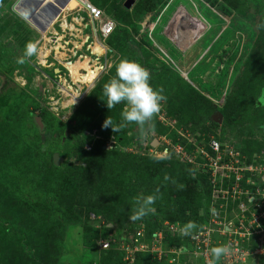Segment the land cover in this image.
I'll use <instances>...</instances> for the list:
<instances>
[{"label":"rangeland","instance_id":"1","mask_svg":"<svg viewBox=\"0 0 264 264\" xmlns=\"http://www.w3.org/2000/svg\"><path fill=\"white\" fill-rule=\"evenodd\" d=\"M20 1L0 0V222L4 221L2 217L10 200L35 199L36 206L33 213L28 211L20 219L16 218L13 226L10 223L9 232L0 227V248L15 245L16 239L10 232L27 233L29 223L22 224L32 217L35 222L43 220V226L50 231L57 230L60 240H63L56 264H94L101 252L84 241V216L77 214L74 222L57 225L62 215L61 210L56 212L60 206L46 194L44 187L46 161H52L54 154L58 161V165L53 164L54 167L80 164L76 155H69L75 143L73 138L77 135L70 118L80 102L103 76L109 74L111 68V73L116 75L115 65L121 59H128L153 71L149 83L154 90H158L153 85L158 81L159 69L167 68L191 83L216 109L223 108L236 85L250 73L254 75L250 80L253 92L259 90L261 93L256 97L254 94L252 99L256 98L257 101H254L263 105L264 0H165L139 22H132L127 29L121 27L128 32V37L143 58H139L135 49L124 44L121 34L117 36L116 43H109L108 39L101 42L105 47L104 54L97 52L96 42L91 38L89 28L85 27V21H72L76 17L74 0H68L42 36L14 11V5ZM44 1L54 4L53 0ZM104 1L105 4L98 1L96 5L120 27L111 12L115 11L113 13L118 18L122 12L119 9L116 11L117 6L114 5L117 3L122 9L126 0ZM138 1L146 3V0H137L135 4ZM132 7L125 10L131 13ZM18 10H21L19 4ZM47 12L27 9L26 15L34 19L39 15L40 24H43ZM202 22L205 25L203 30L200 26ZM68 27L75 30L70 31ZM28 41L37 42L38 54L20 64L18 60L23 56ZM79 58L84 59L76 61ZM90 64L98 67L99 73L86 77L82 68ZM62 88L70 97L60 92ZM247 96L251 98L249 94ZM176 104L177 99L167 94L161 109L170 111L176 109ZM261 110L264 111V107ZM35 117L41 119V132L34 123ZM248 124L246 122L243 127ZM189 125L194 129L193 124L185 126ZM240 128L238 126L237 130ZM218 129L216 133L220 134ZM124 132L126 137H132L131 140H141V131L135 123L127 122ZM148 133L161 136L156 130ZM245 133L256 141H261L264 135L252 127ZM229 134H226V140L234 143L233 132ZM154 151L156 153L151 157L158 160L160 148ZM167 155L170 158L164 159L162 166L171 169L168 161L175 156L170 151ZM158 164L146 162L142 164L146 167L129 168L123 174L121 171L117 174L109 172L108 179H115V185L120 190L117 197L112 198L117 212L133 213L140 190L147 188L149 192L152 189L151 182L143 177V170ZM136 177L140 179L139 188H136ZM149 195L146 193L142 197ZM94 217L89 215L88 222L96 228L98 218L102 217ZM141 224L143 222L138 227ZM144 229L146 231V226ZM0 264H12L10 256L0 254Z\"/></svg>","mask_w":264,"mask_h":264},{"label":"trees","instance_id":"2","mask_svg":"<svg viewBox=\"0 0 264 264\" xmlns=\"http://www.w3.org/2000/svg\"><path fill=\"white\" fill-rule=\"evenodd\" d=\"M89 1L97 8L96 2L100 1L101 4H105L104 0ZM164 2L165 0H146V3L143 4L138 1L133 5L131 13L126 11L124 7L120 9L116 3L114 6H117V9L115 10L119 9L122 14L118 18L113 13L115 11L111 14L116 18L120 27L116 26L107 38L109 43H116L117 36L121 34L124 44L130 49H135L139 58H143L142 53L138 52L136 44L128 37V32L121 27L129 28L132 26V22H139L144 15L153 12ZM68 28L70 31L75 30L74 27ZM82 59L84 58H79L76 61ZM111 70L84 97L70 118L77 135L73 138L75 143L69 155H76L80 164L57 168L54 167L51 160L46 161L45 191L61 207L56 212L60 210L62 212L59 218L60 223L57 225L63 223L68 225L74 222L76 219L74 216L83 215V237L91 248H96L95 245L99 239L112 238L116 242L128 239L136 231L140 222H143L144 227L146 226V239L158 230L164 221L180 222L183 225L189 221H194L198 226H201L204 223L203 207L208 200V189L204 175L180 162L176 157L168 161L172 166L169 169L162 166L164 159L157 160L151 156L130 154L122 150L125 146H130L133 140L130 136L126 137L124 132L127 125L121 114L125 107L124 102L111 109L106 106L103 85L115 77ZM147 71L150 74V79H152L153 71L149 69ZM159 73L158 81L154 82L155 85L153 86L162 89V94L165 97L167 94H171L177 99L176 109L168 111L166 108L165 110L167 115L175 119L179 126L193 124L194 129H199L202 133H216L217 129L220 128L218 130L221 139H226V134L230 135L229 133L233 132L232 137L237 141L232 140H234L238 150L248 159L264 148V135L261 141H256L245 133L252 127L254 131L264 134V111L261 110L264 104L262 105L261 102L257 104L256 98L252 99L254 94H256L255 97L261 94L259 90L253 92L250 80L254 78V75L247 73L241 79L240 84L236 85L234 93L226 98L223 108L216 109L206 97L200 95L180 75L167 68L159 69ZM262 91H264V87ZM248 94L251 98L247 96ZM249 98L253 101H250ZM216 112L222 115L220 126L210 122L211 115ZM108 117L112 121L114 130L110 127H103ZM246 122L249 124L243 127ZM250 123L252 124L250 125ZM153 125L154 131L156 130L159 135L167 133V130L158 125L155 119H153ZM238 126L241 127L239 130H237ZM46 134V137L49 136V132ZM110 140H114V144L111 145L110 149L105 150L103 147ZM151 161L159 162V164L144 169L143 177L146 181L151 182L152 189L149 192L146 191L147 188L141 189L135 202L141 200L146 193L155 194L157 199L152 205L154 211L142 219L132 221L130 216L133 213L117 212V208L113 206L112 198L117 197L116 194L120 190L115 185L117 181L108 179V174L110 171H113V174L121 171L123 174L128 172L129 168L137 169L139 166L143 168L146 167L143 166L146 162ZM165 176L168 177L167 180ZM108 182L113 183L111 186H107L110 184ZM135 183H137L136 188H139L140 179L138 177L135 178ZM157 189H159L158 192ZM134 205L135 209L137 204ZM7 206L8 209L2 217L4 221L0 222V227L9 232V224L11 223L13 226L15 219H20L28 211L33 213L36 204L35 199L22 198L20 201L15 199L8 201ZM90 214L102 217L98 220L96 228L88 222ZM31 218L22 224L25 226L29 223L27 233L17 230L10 232L16 239V244H9L5 249L1 247L0 254L9 255L12 264H56L63 240H60L57 230L50 231L44 227L43 220L40 219L39 222H35ZM169 244L177 248H180L181 244L187 245L185 240L183 243L180 242L179 238L171 240ZM122 257V252L117 249L114 243L110 249L101 251L99 260L94 264H124ZM150 261L155 264H168L165 260L160 263L152 261L148 254L141 253L135 255L133 264L150 263ZM258 264H264V260L260 259Z\"/></svg>","mask_w":264,"mask_h":264},{"label":"built area","instance_id":"3","mask_svg":"<svg viewBox=\"0 0 264 264\" xmlns=\"http://www.w3.org/2000/svg\"><path fill=\"white\" fill-rule=\"evenodd\" d=\"M74 2L76 17L72 21H85L91 38L105 42L116 28L115 22L89 0ZM162 109L155 119L167 133L160 137L145 134L122 150L147 156H154V150L159 148V153L166 155L170 151L180 162L204 175L208 189V200L202 211L204 223L191 235H183L179 231L183 224L164 221L147 239L141 224L121 243L112 238L99 239L97 250L106 251L115 243L122 252L124 264H133L139 253L148 254L159 263L165 260L168 264H207L211 247L228 244L231 254L217 264H258L260 259L264 260V148L248 159L235 142L221 139L219 133H202L190 125L179 126ZM154 139L158 145L155 149ZM112 144L114 140L108 141L106 148L110 149ZM90 217L94 216L90 214ZM176 238L183 243L185 240L187 245L170 246Z\"/></svg>","mask_w":264,"mask_h":264},{"label":"clouds","instance_id":"4","mask_svg":"<svg viewBox=\"0 0 264 264\" xmlns=\"http://www.w3.org/2000/svg\"><path fill=\"white\" fill-rule=\"evenodd\" d=\"M37 54V42L28 41L25 44L24 54L18 60V63L23 64L26 58H31ZM115 67V77L103 85L106 106L108 109H111L124 102L125 107L121 113L123 119L126 122L135 123L139 127L143 137L147 132L154 131L153 119L159 113L161 103L166 97L162 94V89L154 90L151 87L149 83L150 74L139 63L128 59H121ZM103 127L113 129L112 121L109 117L106 118ZM154 140L156 141V139ZM103 148L105 150L108 149L106 145ZM157 158L166 159L170 157L165 153H160ZM165 179L167 180L168 177L165 176ZM156 191L158 192L159 189ZM156 199L157 196L153 194L137 200V207L130 216V220L136 221L142 219L153 212L154 208L152 205ZM212 211L213 213L215 212L214 209ZM198 227L194 221H189L182 225L179 231L183 235H191L193 230L198 229ZM209 253L211 258L207 261V264H217L222 257L231 254V248L228 244H218L211 247Z\"/></svg>","mask_w":264,"mask_h":264},{"label":"water","instance_id":"5","mask_svg":"<svg viewBox=\"0 0 264 264\" xmlns=\"http://www.w3.org/2000/svg\"><path fill=\"white\" fill-rule=\"evenodd\" d=\"M136 1L137 0H126L123 4V7L126 10H129L135 4ZM53 2L55 4H51L49 1L46 3V1H42V0H21L19 3V7L21 8L20 11L22 14H24V16H26V10L27 9H29V10L39 9L42 11H48L43 24H40L34 18H32L33 20L31 22V24L36 29H38L40 32H44L50 26L51 22L58 17V15L61 13L63 8L66 6L68 0H53ZM44 6H46L48 8H45ZM189 84L192 86L191 83H189ZM210 122L214 123L216 125H221L222 115L219 112L214 113L210 117ZM34 123H35L37 129L41 132L43 125L41 123L40 117H35ZM155 144H156V141H153L152 145L154 146ZM52 161H53L54 165H58L57 156L55 154L52 157Z\"/></svg>","mask_w":264,"mask_h":264},{"label":"bare ground","instance_id":"6","mask_svg":"<svg viewBox=\"0 0 264 264\" xmlns=\"http://www.w3.org/2000/svg\"><path fill=\"white\" fill-rule=\"evenodd\" d=\"M42 1H44V0H42ZM15 3V2H14ZM54 3V2H53ZM18 4H19V2H17L15 5H14V7H13V9H14V11L19 15V16H21L23 19H25L29 24H31V22H32V17H28L27 15V17L26 16H24V14H22L21 13V11H19L18 10ZM55 4V3H54ZM44 7H46V6H44ZM47 8V7H46ZM36 16V15H35ZM21 18V19H22ZM36 19V21H38L39 23H40V17H39V15L35 18ZM25 21V22H26ZM55 21V19L51 22V23H53ZM197 22V21H196ZM32 25V24H31ZM31 25H29V26H31ZM198 25V24H197ZM200 26H201V30H203V28H205V25H204V23L202 22L201 24H200ZM179 28V27H178ZM196 28V27H195ZM34 29H36V28H34ZM37 31H39L38 29H36ZM39 33H40V35L42 36L43 35V32H40L39 31ZM201 33V32H200ZM94 42H96V51L97 52H101L102 54H104L105 53V47L103 46V44H101V43H99V42H97V41H94ZM93 65V64H92ZM91 64L90 65H86V66H84L83 68H82V71L85 73V75H86V77H92V76H94V75H96V74H98L99 73V68L98 67H96V66H92ZM60 92L63 94V95H67V96H69L70 97V95L67 93V92H65V90L62 88L61 90H60Z\"/></svg>","mask_w":264,"mask_h":264},{"label":"flooded vegetation","instance_id":"7","mask_svg":"<svg viewBox=\"0 0 264 264\" xmlns=\"http://www.w3.org/2000/svg\"><path fill=\"white\" fill-rule=\"evenodd\" d=\"M2 86V79L0 78V87Z\"/></svg>","mask_w":264,"mask_h":264}]
</instances>
